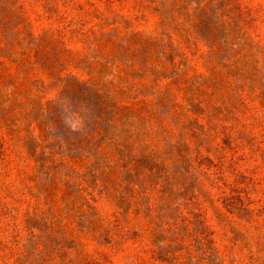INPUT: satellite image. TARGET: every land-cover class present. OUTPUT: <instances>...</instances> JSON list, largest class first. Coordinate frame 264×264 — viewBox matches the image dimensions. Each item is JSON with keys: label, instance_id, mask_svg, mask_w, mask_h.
<instances>
[{"label": "rangeland", "instance_id": "rangeland-1", "mask_svg": "<svg viewBox=\"0 0 264 264\" xmlns=\"http://www.w3.org/2000/svg\"><path fill=\"white\" fill-rule=\"evenodd\" d=\"M0 143V264H264V0H0Z\"/></svg>", "mask_w": 264, "mask_h": 264}, {"label": "trees", "instance_id": "trees-1", "mask_svg": "<svg viewBox=\"0 0 264 264\" xmlns=\"http://www.w3.org/2000/svg\"><path fill=\"white\" fill-rule=\"evenodd\" d=\"M1 146L2 144L0 143V147ZM0 153L3 154L2 151ZM216 179L213 182L219 183L220 180L219 179L216 180ZM236 182L231 184H227L224 182L223 186H220L219 184L216 186L221 193L220 196L221 201L223 202L228 212L237 215L241 219L247 220L249 218H252L254 214V210L251 209V205L253 203V199L251 196L252 193L247 188H241ZM259 214L264 215V205L259 210ZM152 258L154 260H162L155 253L152 255Z\"/></svg>", "mask_w": 264, "mask_h": 264}]
</instances>
